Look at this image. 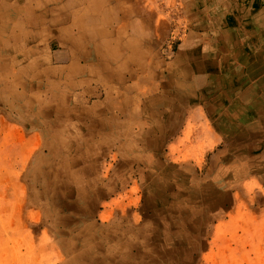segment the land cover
<instances>
[{
	"label": "rangeland",
	"instance_id": "obj_1",
	"mask_svg": "<svg viewBox=\"0 0 264 264\" xmlns=\"http://www.w3.org/2000/svg\"><path fill=\"white\" fill-rule=\"evenodd\" d=\"M91 1L70 0L63 23L58 8L36 17L49 0H0V264H264V133L238 127L258 117L229 118L218 58L192 92L168 85L186 54L198 71L201 44L218 55L216 27L186 0H129L117 48L130 61L105 85L27 41L54 19L66 39L121 37L118 6ZM238 22L222 38L253 54L240 68L264 70V34Z\"/></svg>",
	"mask_w": 264,
	"mask_h": 264
},
{
	"label": "crops",
	"instance_id": "obj_2",
	"mask_svg": "<svg viewBox=\"0 0 264 264\" xmlns=\"http://www.w3.org/2000/svg\"><path fill=\"white\" fill-rule=\"evenodd\" d=\"M88 3L92 2L91 0H86ZM103 4H107L110 7V11L116 6L119 8L121 14V24L117 26V33L120 36H117L118 39H112V35L104 36L101 31L92 27L90 32H88V37L83 35L76 38L68 37L67 39L63 37L62 32L57 28L58 23L62 20L63 23H68L74 21L72 14H66L67 10H71L73 6H69L70 0H49L48 3L51 4L49 9L41 10L36 14L38 19L47 17L49 14L48 11H52L54 8H58L63 12L60 14L61 20L54 19L50 23L53 26L49 28L45 23L41 24L39 30H35L32 40H27L29 43H36L40 45L42 51L45 49L48 52H51L52 59L54 61L53 65L57 69L70 68L71 74L78 75L77 67L78 66H87L92 68L90 72L94 69L97 72L101 73V77L104 80L105 85L109 82H112V79L116 78L118 81L123 79V70L127 67L129 63V58L120 55L117 45L122 44L124 37L121 34L122 28L125 23L128 21V12L127 2L129 0H98ZM186 4L190 6V10L194 13L190 16L192 20H197L199 26H214L218 32V43L221 42L223 46L220 47L218 55H213L207 51L205 43L200 45V62L197 64V72L192 70L194 62L193 54H186L185 61L183 64L177 67L178 76L180 77H170L168 85L176 84L179 87L188 88L191 92L194 90V80L202 81L206 83L208 74L207 68L214 58H218V72L220 75L231 74V78L227 81L229 86H232L230 91L231 93V105L233 109L231 113L227 115L229 118H232V122L239 121L241 117H249L250 114H255L258 119H252V122L248 124H242V127L238 126L241 130L245 132H263L264 133V70H261L256 73L255 69L251 68H240L239 60L242 58H253V54L250 55L246 50L243 51H232L231 40L229 38H222V35L225 31H221V28L224 27L223 22L228 18L240 19L239 25L247 27L248 25L253 26L255 29H258L260 33L264 34V0H186ZM46 3V2H45ZM113 4V5H112ZM76 7V4H75ZM99 8V5L92 6L93 10ZM59 18V17H58ZM62 23V24H63ZM209 24V25H206ZM219 29V31H218ZM229 33V31H226ZM257 32V33H258ZM220 35V36H219ZM255 36V35H254ZM243 37H247V34L244 33ZM260 39V42L264 44V38ZM245 41L244 39H241ZM26 41V42H27ZM47 43V44H46ZM46 44V45H45ZM84 44V45H83ZM115 44V46H114ZM227 44V45H226ZM85 47L79 52H76L78 46ZM128 41H125V46L127 47ZM41 47L36 48H27L24 47L23 59L30 57L27 56L29 52H32L36 55L37 58H42ZM264 51V46L262 48ZM34 55V56H35ZM264 58V54H263ZM234 60L235 63L233 66L230 65V61ZM83 63H85L83 65ZM117 67L118 70L113 68ZM173 67V66H172ZM86 68V67H85ZM256 76L252 75L251 71ZM62 71V70H61ZM61 73V72H60ZM173 73V72H172ZM240 73L243 75L238 76ZM177 74V73H176ZM175 74V76H176ZM260 75L262 76L260 78ZM96 76L92 72L91 78ZM138 77V76H137ZM136 78V77H135ZM218 81L222 82V76L218 77ZM224 82V76H223ZM77 84V81H74ZM225 88V86H224ZM220 96L222 98H227L228 93L225 90L220 91ZM263 119L262 121L260 119ZM235 119V120H234ZM244 119V118H243ZM243 122V120H241ZM239 123V122H238ZM247 125V126H245ZM221 134L218 132V138H221Z\"/></svg>",
	"mask_w": 264,
	"mask_h": 264
},
{
	"label": "bare ground",
	"instance_id": "obj_3",
	"mask_svg": "<svg viewBox=\"0 0 264 264\" xmlns=\"http://www.w3.org/2000/svg\"><path fill=\"white\" fill-rule=\"evenodd\" d=\"M197 72V71H196Z\"/></svg>",
	"mask_w": 264,
	"mask_h": 264
}]
</instances>
